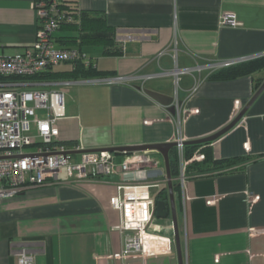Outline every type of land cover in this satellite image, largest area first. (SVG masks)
I'll return each instance as SVG.
<instances>
[{
    "label": "crops",
    "instance_id": "obj_1",
    "mask_svg": "<svg viewBox=\"0 0 264 264\" xmlns=\"http://www.w3.org/2000/svg\"><path fill=\"white\" fill-rule=\"evenodd\" d=\"M76 1L79 11L103 14L122 55L106 57L100 47L83 48L85 63L111 75L55 88L63 95L65 118L57 123L59 135L52 148L69 153L73 162L80 159L74 152L77 146L91 151L173 143L174 115L145 90L182 103L179 117L189 142L226 127L237 116L234 103H240V113L256 84L264 82V71L215 77L223 62L264 55V0ZM31 3L0 0V56L21 53L34 42L37 20ZM224 13L234 14L240 26H220ZM63 35L57 32L55 37ZM56 67L49 71L71 68ZM174 68L191 73L176 80L168 73ZM113 79L123 82L107 83ZM22 82L28 87L21 89H51L68 81ZM203 150L217 162L240 161L232 173L191 175L185 215L179 188L174 193L182 264H264V91L236 127ZM151 154L164 171L162 157ZM146 178L147 173H116L81 181L76 175L68 179L63 170L57 184L26 188L1 200L0 264H16L14 253L21 249L31 254L34 264H179L175 244L167 256L125 262L117 258L123 245L115 230L119 213L110 199L117 196V184H142ZM163 183L167 189L165 176L151 194L156 197ZM246 194L258 201L246 204ZM208 199L212 205L206 204ZM167 221L170 217L163 224Z\"/></svg>",
    "mask_w": 264,
    "mask_h": 264
},
{
    "label": "built area",
    "instance_id": "obj_2",
    "mask_svg": "<svg viewBox=\"0 0 264 264\" xmlns=\"http://www.w3.org/2000/svg\"><path fill=\"white\" fill-rule=\"evenodd\" d=\"M59 4L60 0H32L31 8L37 20L34 42L21 53L0 56V201L16 197L26 188L57 184L63 170L68 179L76 175L81 181L109 177L116 173H147L146 183L117 184V196L110 199V205L119 213V225L115 230L121 236L123 245L117 258L125 262L167 256L171 254L174 244L172 223H156L155 196L151 194V189L160 188L159 178L165 176L160 160L155 159L150 151L113 154L107 151L87 152L77 146L74 152L80 155V159L73 162L69 154L64 155L63 150L55 152L52 148L59 135L57 123L65 118L63 95L55 88L69 87L71 83H55L51 89H21L28 87L22 80L34 78L64 63L85 60V56L77 49L56 45L54 38L61 22L71 20L62 12ZM219 24L231 28L240 26L232 13L222 14ZM262 56L239 58L223 62L220 66L230 67ZM168 73L177 80L179 75L191 72L174 68ZM8 79L14 81L8 82ZM121 82L122 79L107 80L108 84ZM197 85L195 83L193 86L192 95ZM175 103L173 121L176 135L173 143L176 144L177 183L185 215V191L189 180L187 167L192 162L204 161V155L196 152L189 160L184 158V143L187 141L179 117L181 108ZM234 105L235 114L238 115L240 103L235 102ZM184 111L188 114L199 113L197 109ZM26 148H33V151L24 153ZM244 149L248 152V144H245ZM257 201V196L246 194V204ZM213 202L211 199L206 200L207 205ZM165 231L169 234H165ZM14 255L16 264H34L33 257L25 249Z\"/></svg>",
    "mask_w": 264,
    "mask_h": 264
},
{
    "label": "trees",
    "instance_id": "obj_3",
    "mask_svg": "<svg viewBox=\"0 0 264 264\" xmlns=\"http://www.w3.org/2000/svg\"><path fill=\"white\" fill-rule=\"evenodd\" d=\"M60 9L63 13L71 18L70 21H63L60 24L58 33L64 34L63 36L55 37L56 45L60 48H73L81 52L86 47H100L101 54L103 56H121L122 49L115 43L114 29L107 24V21L103 14L88 13L79 11L77 8L76 0H60ZM58 46V47H59ZM69 64L71 68L67 71H46L45 73L38 75L31 79H45V80H58V81H78V80H91L101 79L111 73L100 72L95 69L93 64L89 61H76ZM51 70V69H50ZM264 71V56L250 60L248 62L225 67L219 70L216 74V78L231 79L241 75H250L252 73ZM262 82L255 86V92L260 87ZM209 145H197V146H184V158L189 160L196 152H201L204 155V161L192 162L187 167V174L196 175L201 177L212 172L218 173H232L236 171V166L240 160H229L224 162L214 161L209 153L203 150V146ZM249 160H245L247 163ZM169 167L171 181L173 185L174 193L178 190V183L176 177L178 175V160L175 148L169 152ZM164 201L166 206L168 204V192L166 188L160 190L156 195L154 201ZM160 221L156 219V223ZM163 223V221H160Z\"/></svg>",
    "mask_w": 264,
    "mask_h": 264
},
{
    "label": "water",
    "instance_id": "obj_4",
    "mask_svg": "<svg viewBox=\"0 0 264 264\" xmlns=\"http://www.w3.org/2000/svg\"><path fill=\"white\" fill-rule=\"evenodd\" d=\"M264 91V82L260 85V87L257 89V91L254 93L250 101L247 103V105L243 108V110L234 118L232 122H230L226 127H224L222 130L217 132L216 134L209 136L204 139L200 140H194L185 142L184 146H197V145H204V144H210L217 140H219L221 137L226 135L228 132H230L234 127L238 125V123L243 119L245 114L247 113L250 106L254 103V101L261 95V93ZM145 94L156 101L158 104L164 106L167 108L168 112L171 115H175V102L173 98L163 96L161 94L151 92L148 90H145ZM177 105L182 108V103L179 102ZM176 147L175 143H166V144H155V145H142V146H128V147H120V148H108V149H101V150H91L87 152H98V151H107L109 153L113 154H124V153H132V152H155L159 154L162 157L163 164H164V171H165V177L167 182V192H168V206L169 210L167 211V206L164 201H157L155 204V218L159 220H166L168 217L171 219L172 227H173V240L178 256L179 264H182V255H181V245H180V238H179V229H178V221H177V214H176V208H175V201H174V190L173 185L171 181V175H170V167H169V152ZM69 153H65L64 155H67Z\"/></svg>",
    "mask_w": 264,
    "mask_h": 264
},
{
    "label": "rangeland",
    "instance_id": "obj_5",
    "mask_svg": "<svg viewBox=\"0 0 264 264\" xmlns=\"http://www.w3.org/2000/svg\"><path fill=\"white\" fill-rule=\"evenodd\" d=\"M95 50L96 49L88 50V52H91V51L93 52ZM84 51H86V50H84ZM85 59H88V57H85ZM69 66H70L69 64H61L58 67H56V69H64V68L65 69L66 68L68 69ZM7 81L8 82H13L14 80L13 79H8ZM40 115H42V114L40 113ZM33 141L36 142V139L33 138ZM31 151H33V148H26V149L23 150L24 153L31 152ZM162 162H163V160H162ZM162 187H165L164 183H163V186ZM155 190L156 189H151V193L154 192ZM160 221H162V220H160ZM160 221H158L157 224H162V223H160ZM133 264H137V262H133Z\"/></svg>",
    "mask_w": 264,
    "mask_h": 264
},
{
    "label": "clouds",
    "instance_id": "obj_6",
    "mask_svg": "<svg viewBox=\"0 0 264 264\" xmlns=\"http://www.w3.org/2000/svg\"><path fill=\"white\" fill-rule=\"evenodd\" d=\"M159 220V219H158ZM162 221H164V220H162ZM163 224V223H162Z\"/></svg>",
    "mask_w": 264,
    "mask_h": 264
}]
</instances>
